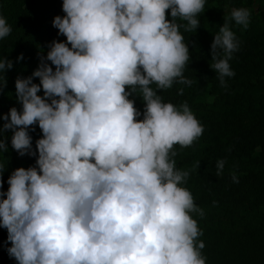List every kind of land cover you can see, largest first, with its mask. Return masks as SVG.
Here are the masks:
<instances>
[{"label":"clouds","instance_id":"9594fccd","mask_svg":"<svg viewBox=\"0 0 264 264\" xmlns=\"http://www.w3.org/2000/svg\"><path fill=\"white\" fill-rule=\"evenodd\" d=\"M205 2L63 0L65 15L52 23L66 41L53 40L33 73L16 79L22 109L0 117V154L11 130L12 148L36 157L35 166L12 171L6 193L0 163V227L17 264H206L191 215L204 212L182 186L189 171L174 159L175 146H191L204 128L187 103L159 94L191 84L180 28L197 30ZM231 21L246 29L250 10L233 8L211 43L222 86L235 75L229 61L239 48ZM11 31L0 15V39ZM12 67L0 57V91ZM35 125L42 136L33 149ZM225 162L217 161L218 176Z\"/></svg>","mask_w":264,"mask_h":264},{"label":"trees","instance_id":"16d2710c","mask_svg":"<svg viewBox=\"0 0 264 264\" xmlns=\"http://www.w3.org/2000/svg\"><path fill=\"white\" fill-rule=\"evenodd\" d=\"M62 3L63 0H0V15L12 29L0 39V57L13 62V67L4 73L7 83L0 91V117L12 107L22 109L16 99V79L33 73L53 40L66 41L52 23L57 15H65ZM233 8L249 9L250 23L244 29L231 21L239 48L229 61L235 75L225 77L222 86L210 67V49L214 35ZM197 19L200 25L194 33L180 28L190 53L184 76L191 84L174 83L172 88L159 92L164 102L177 106L187 103L204 128L191 146H175L176 167L189 171L182 186L204 212L202 217L191 215L202 231L198 241L205 244L201 253L206 264H264V0H206L205 11ZM21 53L23 59L18 60ZM33 81L40 82L36 77ZM38 94L43 95V89ZM131 98L143 113L142 99ZM3 123L0 118V126ZM29 134L35 149L42 132L35 125ZM11 136V130L5 133L8 147L0 154V163L6 168L5 193L12 171L36 163L35 156H20L12 148ZM221 159L226 162L218 176L216 164ZM197 161L199 168H195ZM233 174L238 183L233 182ZM7 235V229L0 227V264H17L8 254Z\"/></svg>","mask_w":264,"mask_h":264}]
</instances>
